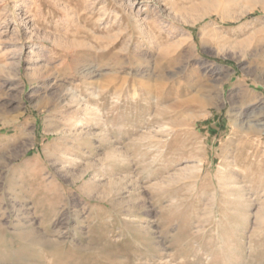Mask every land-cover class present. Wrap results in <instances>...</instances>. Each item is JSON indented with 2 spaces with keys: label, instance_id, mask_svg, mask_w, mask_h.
Wrapping results in <instances>:
<instances>
[{
  "label": "rangeland",
  "instance_id": "rangeland-1",
  "mask_svg": "<svg viewBox=\"0 0 264 264\" xmlns=\"http://www.w3.org/2000/svg\"><path fill=\"white\" fill-rule=\"evenodd\" d=\"M0 241L264 264V0H0Z\"/></svg>",
  "mask_w": 264,
  "mask_h": 264
},
{
  "label": "bare ground",
  "instance_id": "bare-ground-1",
  "mask_svg": "<svg viewBox=\"0 0 264 264\" xmlns=\"http://www.w3.org/2000/svg\"><path fill=\"white\" fill-rule=\"evenodd\" d=\"M158 97V100H162V93H159V96H157ZM159 103V102H158ZM157 112V111H156ZM155 114H157V113H155ZM160 114V113H159ZM156 117V116H155ZM260 125V124H259ZM152 143H153V145H157L158 144V140H153L152 141ZM87 172V170L86 169H84L83 170V172H82V174L79 176V178H81V177H83L84 175H85V173ZM82 179V178H81ZM76 180V179H75ZM68 218V217H67ZM24 232V231H23ZM30 232V231H29ZM32 232H34V231H32ZM19 235H21V234H19ZM26 235H30V234H28V232H26V234H25V232H24V234L23 235H21V236H26ZM18 236V235H17ZM36 236V235H35ZM30 238H31V236H30ZM33 238V237H32ZM31 238V239H32ZM38 238V237H37ZM33 240V239H32ZM42 240V239H41ZM0 243H1V241H0ZM0 246H2V245H0ZM40 252V251H39ZM62 253H63V251H62ZM43 254V253H42ZM58 257V256H57ZM60 258H62V257H60ZM71 256L70 255H66V256H64L63 258H62V260L64 261V262H66V261H68V260H71ZM58 259V258H57ZM76 259H78V258H76ZM55 263V262H54Z\"/></svg>",
  "mask_w": 264,
  "mask_h": 264
}]
</instances>
